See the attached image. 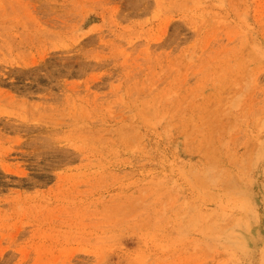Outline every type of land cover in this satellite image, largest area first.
<instances>
[{
	"label": "rangeland",
	"instance_id": "374dc122",
	"mask_svg": "<svg viewBox=\"0 0 264 264\" xmlns=\"http://www.w3.org/2000/svg\"><path fill=\"white\" fill-rule=\"evenodd\" d=\"M0 264H264V0H0Z\"/></svg>",
	"mask_w": 264,
	"mask_h": 264
}]
</instances>
